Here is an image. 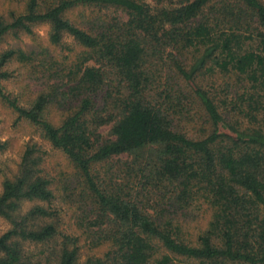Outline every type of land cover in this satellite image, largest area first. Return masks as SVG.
<instances>
[{
	"label": "trees",
	"instance_id": "1",
	"mask_svg": "<svg viewBox=\"0 0 264 264\" xmlns=\"http://www.w3.org/2000/svg\"><path fill=\"white\" fill-rule=\"evenodd\" d=\"M41 24L62 53L9 43L0 100L68 168L34 134L16 168L0 159V264H264V129L241 122L260 106L242 88L264 87V0H0V45ZM21 73L34 96L8 89Z\"/></svg>",
	"mask_w": 264,
	"mask_h": 264
},
{
	"label": "rangeland",
	"instance_id": "2",
	"mask_svg": "<svg viewBox=\"0 0 264 264\" xmlns=\"http://www.w3.org/2000/svg\"><path fill=\"white\" fill-rule=\"evenodd\" d=\"M49 31H50V25L48 24H41L35 27V37L32 39L24 38V41H17L15 42L12 39H9L8 41H4L0 45V52L3 49H6L9 47V43H12L11 45H18L21 47H36L37 42L41 43V45H44L47 47L52 54L58 55L62 53V49L59 46H52L50 45V42L48 40L49 37ZM64 41L74 46L75 43L73 41V38L66 35ZM248 47H255L257 46L256 41H250L247 43ZM201 85L205 88H214L218 92L221 93V88L223 86V79L219 75H212L208 73L202 74V76L199 78ZM26 83H30V88H27V94L28 95H35L36 92L41 89L43 86L35 81L30 80L26 73H21L14 79L10 80L7 83L8 89L13 91L14 93H19L23 85ZM70 85H66V88H68ZM245 91V96L243 99L246 100L245 106L247 109H249V103H252V98L250 97L251 94L255 97L254 100L258 101L259 110L257 111V119L252 120V122L249 120V118L242 116L241 122L245 123L244 126L247 124L257 127H262L264 129V87L262 85L257 86L256 88H252V86L248 85L247 87H243L242 91ZM102 96V94H101ZM101 96H97V101L101 100ZM233 96H230V99ZM66 107H63L61 109L53 108L51 111V119L55 123H59L62 119L63 113L66 112ZM18 114L10 108L7 104H5L3 101L0 100V139L2 140H8L9 145L5 150H0V159L3 161H7L12 168H16V164L18 163L20 159V153L25 145V142L30 139L31 134H34L35 140H38L42 143L44 148L48 151L47 160H46V167L51 173L54 175L57 174V169L65 167L68 168V162L66 159V156L60 152L59 150L54 149L48 142L40 139L36 133H34L35 130H33L31 127H28L25 123L22 121H18L17 119ZM247 123V124H246ZM100 132L104 138H113L114 135L112 134V125H105L100 129ZM158 150H160V147L157 145H150L147 146L138 152V155L141 156L147 163L153 164L156 160V157L158 155ZM134 156L136 154H133ZM127 155L122 156V159H126ZM57 178V177H56ZM1 189V188H0ZM37 202H24L23 203V211L28 210L31 206L36 204ZM200 225H203L205 223V219H203V216H199V221L197 222ZM9 222L3 218L0 217V233L6 231L9 228ZM87 249L84 250L82 255V261L85 260L87 256ZM176 264H199L198 261L195 260H186L177 258L175 260Z\"/></svg>",
	"mask_w": 264,
	"mask_h": 264
}]
</instances>
